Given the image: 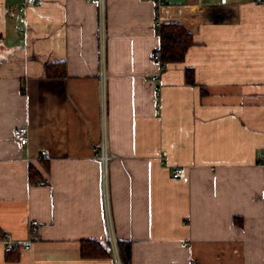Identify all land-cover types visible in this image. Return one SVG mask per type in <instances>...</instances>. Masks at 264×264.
Masks as SVG:
<instances>
[{
  "label": "crops",
  "instance_id": "obj_1",
  "mask_svg": "<svg viewBox=\"0 0 264 264\" xmlns=\"http://www.w3.org/2000/svg\"><path fill=\"white\" fill-rule=\"evenodd\" d=\"M255 1L105 0L101 33L96 0H41L24 12L0 0V264H123L119 244L129 264H264ZM156 10L193 43L152 81ZM50 63L65 74L47 76ZM179 165L187 170L176 181ZM32 220L38 239L24 250ZM82 240L107 243L109 257L81 258Z\"/></svg>",
  "mask_w": 264,
  "mask_h": 264
},
{
  "label": "trees",
  "instance_id": "obj_2",
  "mask_svg": "<svg viewBox=\"0 0 264 264\" xmlns=\"http://www.w3.org/2000/svg\"><path fill=\"white\" fill-rule=\"evenodd\" d=\"M161 61L167 64H181L184 60L188 48L192 45V33L179 23H163L157 26ZM58 67V69L56 68ZM60 67V68H59ZM45 74L49 77L62 76L65 74L63 64H47ZM185 81L194 84L193 71L190 68L184 69ZM29 178L33 179L32 168L29 169ZM236 225L241 224V219L234 218ZM118 244V243H117ZM120 245V244H119ZM117 245L123 264H129V257L125 255L121 246ZM9 251L8 253L12 252ZM79 253L81 258H106L109 257V246L107 243H99L94 240H82L79 243Z\"/></svg>",
  "mask_w": 264,
  "mask_h": 264
},
{
  "label": "built area",
  "instance_id": "obj_3",
  "mask_svg": "<svg viewBox=\"0 0 264 264\" xmlns=\"http://www.w3.org/2000/svg\"><path fill=\"white\" fill-rule=\"evenodd\" d=\"M19 4L17 5V10L19 12H24L26 10V8L30 5H38L41 0H19ZM104 1L105 0H96L97 4H98V12H99V31L101 33H103L104 31ZM155 3V6H157V8H159L161 6V0H153ZM231 0H218V3L220 5H226L228 4V2ZM258 5L262 6L264 9V0H256L255 1ZM156 19H155V25L159 26L160 25V21L158 19V11L156 10ZM150 61H151V65L153 67V72L150 76V79L152 81H158L162 72L164 71L166 65L161 61V55H160V51L157 49H153L150 54ZM155 95L158 97L159 96V91L156 90ZM12 138L16 144V146L19 149L24 148L27 143H28V128L25 126H19L13 129L12 132ZM44 153H42L43 155ZM165 152H161L160 154V160L163 161L164 157H165ZM99 158L101 160V162L105 165L107 157H106V153L104 151V148L102 147L101 150L99 151ZM186 170L187 167L184 165H179L176 166L174 168H172L171 170V178L176 180V181H180L185 177L186 174ZM39 185H43L44 182L40 181L38 183ZM38 226V222L35 220H32L29 224V228H30V234H29V238L28 240L23 243L21 245L22 249L24 250H28L30 248V244L32 241L37 240L38 239V235H37V228ZM2 243L4 244L5 250L7 252L11 251L13 249V247L15 246V242H12L11 239L8 238V236L6 234L3 235L2 237ZM186 245V244H184ZM112 249L116 253V246L115 243L113 242L112 244ZM117 257V256H116Z\"/></svg>",
  "mask_w": 264,
  "mask_h": 264
},
{
  "label": "water",
  "instance_id": "obj_4",
  "mask_svg": "<svg viewBox=\"0 0 264 264\" xmlns=\"http://www.w3.org/2000/svg\"><path fill=\"white\" fill-rule=\"evenodd\" d=\"M125 254L128 255V248L125 247Z\"/></svg>",
  "mask_w": 264,
  "mask_h": 264
},
{
  "label": "rangeland",
  "instance_id": "obj_5",
  "mask_svg": "<svg viewBox=\"0 0 264 264\" xmlns=\"http://www.w3.org/2000/svg\"><path fill=\"white\" fill-rule=\"evenodd\" d=\"M170 1V0H169Z\"/></svg>",
  "mask_w": 264,
  "mask_h": 264
}]
</instances>
